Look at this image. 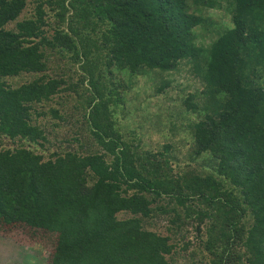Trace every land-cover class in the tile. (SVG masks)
<instances>
[{"label":"trees","instance_id":"16d2710c","mask_svg":"<svg viewBox=\"0 0 264 264\" xmlns=\"http://www.w3.org/2000/svg\"><path fill=\"white\" fill-rule=\"evenodd\" d=\"M144 76L166 100L126 132ZM0 234L44 264H264V0H0Z\"/></svg>","mask_w":264,"mask_h":264},{"label":"rangeland","instance_id":"374dc122","mask_svg":"<svg viewBox=\"0 0 264 264\" xmlns=\"http://www.w3.org/2000/svg\"><path fill=\"white\" fill-rule=\"evenodd\" d=\"M206 12H207V16L213 19V25H212L213 27L220 26L219 23L225 24L228 20V14L224 9H211V10L207 9ZM201 37H202L201 42H203L204 45H208L215 38V34L212 31L210 32V30L208 29V31L206 32V35L201 36ZM165 78H167L168 80H171L174 86L175 84L176 86L177 85L180 86L182 84V86L185 87V85H187L186 84L187 82L191 84V87L193 85V81L187 80L186 74L184 73V70H181V68L180 70H176L171 74L169 73L165 75ZM159 82H160L159 77L155 80H152V79H148L147 76H144L141 79H139L138 84H136L135 94L133 96L128 95L127 97H125V101L127 103L125 106L129 108L131 111L129 110L127 114L122 112V114L124 115H120L121 129L123 128L122 130H125L126 132L130 131L131 126L129 124L128 125L126 124L127 122L126 120H128V118L130 117L134 109L137 110L138 112L137 118L140 119V123L138 122L140 134L143 132L142 129L145 126L143 118H147V120L148 118H150V120H153L156 117L155 113H157V111L161 112L160 107L161 105L163 107L164 100L166 99L164 96H158L154 94L155 85H157ZM169 89L170 88H167L166 91H169ZM50 105L54 107L62 106L61 101L59 103H56V104L54 103ZM53 120L54 121L48 120L47 116L46 117L41 116L38 121H40V123H43V124L48 122V128H51L54 125L55 121H59L56 118H54ZM69 127L70 125L60 126L59 128L56 129L57 131L50 136L51 143H48L50 151L58 147V142H63L65 139L70 137L71 132L67 131ZM143 137H146V136H143ZM185 137L181 136L180 138H183V140H187V138ZM64 142H65V145H67L66 141ZM71 145L74 146L73 144ZM45 152L47 155L49 150ZM165 222L166 221H164L163 218L157 219L156 228L158 227L160 230L161 229L160 227H162L163 224H165ZM193 228H194L193 226L188 227V230H189L188 237L191 241L192 240L196 241L195 240V230ZM176 256H177L176 257L177 264H196L197 263L195 260V256H191L189 255V253L187 254L185 252H182V253H178ZM47 257H48V252L45 250H41L38 247H31L28 244L18 242L17 240L11 237L0 234V264H44ZM196 257H197V260L199 261V257L198 256Z\"/></svg>","mask_w":264,"mask_h":264}]
</instances>
